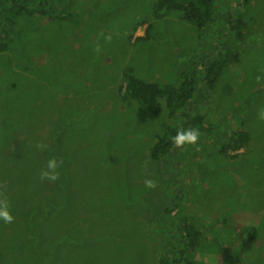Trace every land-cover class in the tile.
Here are the masks:
<instances>
[{"label":"rangeland","instance_id":"1","mask_svg":"<svg viewBox=\"0 0 264 264\" xmlns=\"http://www.w3.org/2000/svg\"><path fill=\"white\" fill-rule=\"evenodd\" d=\"M18 1L33 12L17 18L4 39L9 12L0 5V205L6 200L14 216L12 223L0 219V264H157L163 254L185 259L177 264H207V251L221 255L210 264H230L228 255L238 264H264L256 196L245 184L236 189L234 174H227L226 185L236 157L227 163L220 151L233 132L260 122L264 133V0H214L202 30L184 19L159 20L150 41L136 40L155 21L157 0H43L49 10L73 14L60 22L36 13L38 0ZM228 51L218 88L211 90L206 67ZM128 66L160 84L179 85L198 72L197 104L171 118L165 100L160 114L131 101L120 92ZM247 102L243 115L236 108ZM201 114L206 121L195 124ZM174 124L198 130V143L153 157L158 136ZM261 139L248 149L261 151ZM52 158L55 182L40 175ZM256 160L260 165L262 154ZM253 171L264 186V168ZM240 175L247 182L251 177ZM146 179L157 186L146 188ZM210 207L234 217V232L208 238L205 251L191 250L181 224L190 219L211 228ZM248 227L257 228L254 239Z\"/></svg>","mask_w":264,"mask_h":264},{"label":"trees","instance_id":"2","mask_svg":"<svg viewBox=\"0 0 264 264\" xmlns=\"http://www.w3.org/2000/svg\"><path fill=\"white\" fill-rule=\"evenodd\" d=\"M246 2L249 3L250 0H246ZM252 2L253 0H251V3ZM0 5L9 12L8 15L3 16V20L6 22L2 24L4 36H1V39H4L7 38L12 32L11 25L17 18H20L27 13H32L33 11L30 10L27 5L20 3L18 0H0ZM48 5V2L45 3L43 0H38V6L35 8V12L38 14L46 13L53 19V21L56 22L69 21L73 19L74 16L71 12L64 14L63 12L59 11L57 7H54V11H52L48 9ZM214 7V0H157L154 4L155 21L149 23L146 36L139 37L137 41L152 40V31L157 25V22L162 18H167L166 16H172V19H169L171 21L184 19L185 21L196 25L200 30H202L207 22L212 19ZM0 9L3 11L1 7ZM52 12L54 13L51 15ZM174 12H178L179 14H173ZM125 13H128V10ZM147 22L148 21H143L142 23L145 24ZM229 54H231V51H228L225 56L223 55L221 60L218 61V59H216L211 63L210 66L206 67L204 77L208 88H212L213 90L218 88V84L221 80L220 76L225 69V64H228L229 62ZM198 82L199 75L197 73H195L192 77L184 78V80L179 85H173L172 83L160 84L157 82H149L139 77L136 74L134 67L128 66L124 72V83L120 87V92L125 94V96L131 101L137 100L157 114L162 112L163 106L161 105V101L165 100L169 109V116L173 118L184 107H186V111H190V108L196 105L194 99L196 96ZM249 105L250 103L247 102L246 108H248ZM238 108L242 109L245 107ZM204 121H206L205 114H201L194 119L195 124L203 125ZM257 124L261 125L260 122ZM187 125L195 127L191 119H187ZM205 127L208 128L207 122ZM178 130L181 129L175 124L169 125L166 129V132L163 135L158 136L157 141L151 151L153 157L160 159L162 155L176 148L172 144V138L176 135ZM254 134L250 131V129H242L240 132H233L230 134L229 139L225 141V144L221 146L220 151L223 153V155H225L245 148L246 145L252 140ZM233 157L239 158V154H234ZM239 162L246 163V160L241 159ZM258 175L259 179L262 178V174ZM249 182L250 181L248 179V183ZM261 194H264V192L261 191ZM42 195H44L43 192ZM18 204L22 206L20 202H18ZM181 225L189 237L188 242L186 243L187 248L191 250L199 248L201 251H205L201 240L206 234L204 235L197 223L188 221V219H186ZM59 228L60 226L55 228V230L58 232ZM38 230L41 231L40 229ZM252 230L257 231V228L254 227ZM253 231H251V229L248 227V233L246 235L249 236L251 232L249 236L250 239H254ZM217 236L220 238L221 235L217 234ZM210 237H213V235L209 232V230H207L206 240ZM184 260L185 259L183 258L170 259V257H167L165 254H163L159 256L157 261H155L157 264H177L182 263ZM239 262L240 259L231 258L230 264H238Z\"/></svg>","mask_w":264,"mask_h":264},{"label":"crops","instance_id":"3","mask_svg":"<svg viewBox=\"0 0 264 264\" xmlns=\"http://www.w3.org/2000/svg\"><path fill=\"white\" fill-rule=\"evenodd\" d=\"M169 20V19H168ZM170 22V20H169ZM250 103V102H249ZM249 108V107H248ZM239 109V112L243 115H247V108H237ZM243 110V111H242ZM249 129L252 130L254 136L252 138V140L246 145L245 148H242L243 150H247L249 151L248 155H243L241 150H238L236 152H231L230 154H225L222 156V158L224 159L225 162H227V158H232L234 159L233 155L234 154H239L241 155V157L236 158L234 166H231L228 168V170H226V185H227V181H228V176L227 174H234L232 176L233 181L235 182V188L239 189L241 186H243V184H245L246 186L251 188V191L255 194L256 196V202L254 204V208L257 209V211H261L262 216L264 217V197L259 196L261 194V191H264V186L260 187V183H259V175L258 174H251V177L249 178V183L246 181L247 177L244 176L242 177L240 174H250L251 172H253V168H264V141H262V150L261 151H257V150H253V149H248V145L253 142V143H258V140H262V136L264 137V133L261 131V125L256 124L253 127H249ZM263 133V135H262ZM259 154H262L263 156V162L259 165L257 164V156ZM228 158V159H229ZM241 159H245L246 163H240L239 160ZM230 160V159H229ZM231 161V160H230ZM228 163V162H227ZM222 176V174H221ZM242 181V184H241ZM239 195V207H241L242 205V200L240 198V191L238 192ZM264 195V194H263ZM210 197H211V203H216V188L212 187L211 189V193H210ZM252 208V207H251ZM210 210L212 212H214L215 214L213 215L212 213L209 212V216L210 219L208 218L209 222H210V226L211 228H213V230L215 231L214 233L212 232L211 228H207V230H209V232L213 235V236H217V234H220V239H224V236L226 235V232H229V230L231 229L232 232H234L233 228L230 227L231 224L233 223V221L235 220H231V218H225V215L222 214H217L216 213V209L210 207ZM218 237V236H217ZM224 247H226V245H224ZM223 247V249H224ZM235 251V250H233ZM205 252H202L203 257H205L207 259V264L213 263L215 261V259L217 258V261H220L221 259V255H219L217 257V254L213 251H207V256H204ZM224 253V252H223ZM225 255V253H224ZM228 258H232V256L228 255ZM227 257H225L224 259H228ZM216 264V262L214 263Z\"/></svg>","mask_w":264,"mask_h":264},{"label":"clouds","instance_id":"4","mask_svg":"<svg viewBox=\"0 0 264 264\" xmlns=\"http://www.w3.org/2000/svg\"><path fill=\"white\" fill-rule=\"evenodd\" d=\"M171 21V20H170ZM160 22H169V20H163V18L160 20ZM158 22L157 25L160 23ZM137 41V40H136ZM132 42H134V40L132 39ZM120 56V58H132V54H125L120 52V54H118ZM171 57V56H168ZM215 61V60H213ZM212 61V62H213ZM211 62V63H212ZM211 63L208 65L210 66ZM207 66V67H208ZM199 75V80L201 79L200 74ZM205 75V74H204ZM257 81H259L261 79V77L257 76ZM205 80V77H204ZM199 82L197 83V87H198ZM211 90H213L212 88H209ZM209 98H211L213 95L209 94L208 95ZM207 97V94H206ZM194 102H196L195 104H197V100L194 99ZM194 107L190 108V111H186L187 113H190L192 111ZM260 118L264 119V111H261L260 113ZM200 139V132L196 129H187V130H178L176 132V135L172 138V144L176 147V148H180L183 149L185 147V145H195L198 143ZM38 147H40L41 149H43L45 146L43 144H39ZM62 163V162H61ZM58 168V162L55 158L50 159L47 162V169L48 170H42L41 171V178L42 179H47L49 181H53L55 182L56 180L59 179V173L56 171V169ZM145 187L149 188V189H153L157 186L156 181L151 180V179H146L144 181ZM189 216V215H187ZM187 218H191L190 216ZM0 219H3V221L5 223H12L14 221V216L11 214L9 207H8V202L5 200L3 201L2 205H0ZM188 221H191L190 219H188ZM196 223V222H195ZM197 225L200 227V229L202 230V232L205 235V232H207V230H203L200 222L197 223ZM206 240V236H204L201 240V243H203ZM201 251V250H200ZM202 252V251H201ZM190 264H193V261H189Z\"/></svg>","mask_w":264,"mask_h":264},{"label":"bare ground","instance_id":"5","mask_svg":"<svg viewBox=\"0 0 264 264\" xmlns=\"http://www.w3.org/2000/svg\"><path fill=\"white\" fill-rule=\"evenodd\" d=\"M221 59H222V57H221V56H219V57H218V61H219V60H221ZM196 73L198 74V72H196ZM222 74H223V73H222ZM221 76H222V75H221ZM221 76H220V77H221ZM250 131L252 132V130H251V129H250ZM250 174H256V172H255V171H253V172H251ZM14 209H15V211H17V210H18V208H14ZM231 220H234V217H233V218H231ZM229 232H232V230L230 229V230H229Z\"/></svg>","mask_w":264,"mask_h":264}]
</instances>
